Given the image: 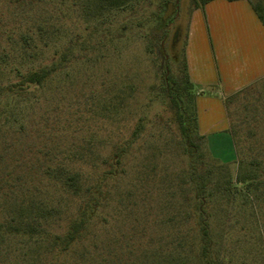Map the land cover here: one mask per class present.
<instances>
[{
  "label": "rangeland",
  "instance_id": "374dc122",
  "mask_svg": "<svg viewBox=\"0 0 264 264\" xmlns=\"http://www.w3.org/2000/svg\"><path fill=\"white\" fill-rule=\"evenodd\" d=\"M160 1L138 0L132 9L118 13L109 35H95L67 73L56 77L25 108L24 131L8 134L4 172L15 180L14 189L58 204L60 212L48 221L50 230L64 231L90 195L66 193L43 174V163L73 162L86 184L97 189L99 205L82 242L68 253H44L40 264H196L203 214L224 264H264L259 233H264V210L258 216L249 213L251 205L264 207V189L256 195L243 188L230 189L207 203L194 200V169L182 148L176 110L159 83L170 74L179 76L191 13L200 0H170L162 18L153 22L149 18ZM52 4L36 0L29 9L21 5L14 9L0 0V19L9 29L26 19L56 17ZM64 16L68 41L77 31L87 36L91 24L79 21L71 9ZM123 80L136 86L128 107L114 119L103 118L102 92ZM229 111L241 142L235 146V159L214 157L215 150L202 142L204 160L226 163L235 179L242 159H260L264 173V153L258 148L264 144V83L235 95ZM140 119L144 127L137 136L134 130ZM117 143L128 146L123 163L115 168ZM223 150L218 156L228 154L229 160L228 147Z\"/></svg>",
  "mask_w": 264,
  "mask_h": 264
},
{
  "label": "trees",
  "instance_id": "16d2710c",
  "mask_svg": "<svg viewBox=\"0 0 264 264\" xmlns=\"http://www.w3.org/2000/svg\"><path fill=\"white\" fill-rule=\"evenodd\" d=\"M7 1L14 9L19 7L18 5L29 9L36 0ZM50 1L53 2L52 12L56 17L50 15L36 20L26 19L19 23L18 27H9V29L0 19V264H40L44 253L48 251L54 254L68 253L75 250V247L82 242L99 205L97 189H91L86 184L80 171L72 166L73 162L67 164L62 160L55 162L49 160L50 162L43 163L41 166L43 174L66 193L76 196L85 193L90 195L89 200L80 207L77 215L69 221L64 231L50 230L48 221L60 212L58 204L43 199L33 192L25 191L21 187L22 184L19 185L22 189H14L17 186L14 184L15 180L12 181L4 172L7 167L4 166L3 159L5 151L10 147L6 146L7 137L8 134L24 131L27 126L25 108L37 101L39 93L49 88L56 77L67 73L70 64L89 49L95 35L108 36L117 14L132 9L138 0ZM209 1L200 0L196 8L204 6ZM248 1L264 24V0ZM169 3L170 0H161L157 10L149 19L153 22L160 20ZM69 9L76 12L79 21L91 24L86 37L77 31L74 36L72 35V39L67 40L69 31L64 15ZM166 36L167 31L163 37ZM50 49L55 50L51 55H47ZM161 51L164 53L162 45ZM159 86V90L176 110L182 148L194 169V200L207 203L218 193L223 196L230 189L243 188L255 195L257 191L264 189L263 161L260 159H242L235 179L226 163L215 159L216 161L209 164L204 160L201 143L206 144V140L198 127L197 85L190 77L185 58L179 76L170 74L161 80ZM135 88L134 84L126 80L121 83H111L106 87L102 92L99 107L101 116L114 119L118 112L128 107L129 98L132 97ZM240 92L225 97L230 115V101ZM143 127L144 123L140 119L134 134L138 136ZM231 131L235 146H239L241 142L236 138L233 124ZM127 146V143H117L113 153L115 168L123 163ZM263 147L264 144L258 146L262 148V153H264ZM248 149L251 150L253 147L250 146ZM250 208L249 213L255 216L264 210L263 206L251 205ZM263 214L264 211L261 215ZM200 217L195 263L224 264L215 247L207 216L203 214ZM259 233L261 245L264 247V233L262 231Z\"/></svg>",
  "mask_w": 264,
  "mask_h": 264
},
{
  "label": "crops",
  "instance_id": "0c3cea01",
  "mask_svg": "<svg viewBox=\"0 0 264 264\" xmlns=\"http://www.w3.org/2000/svg\"><path fill=\"white\" fill-rule=\"evenodd\" d=\"M197 85L198 127L214 157H236L225 97L264 83V24L248 0H210L191 13L185 50ZM228 147L229 157L223 155ZM219 147V152H217ZM214 149V150H213ZM220 153V154H217ZM222 157V158H221Z\"/></svg>",
  "mask_w": 264,
  "mask_h": 264
}]
</instances>
